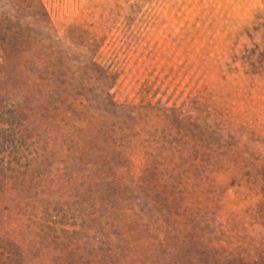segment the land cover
Segmentation results:
<instances>
[{
	"label": "rangeland",
	"instance_id": "374dc122",
	"mask_svg": "<svg viewBox=\"0 0 264 264\" xmlns=\"http://www.w3.org/2000/svg\"><path fill=\"white\" fill-rule=\"evenodd\" d=\"M0 264H264V0H0Z\"/></svg>",
	"mask_w": 264,
	"mask_h": 264
}]
</instances>
